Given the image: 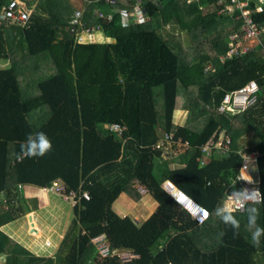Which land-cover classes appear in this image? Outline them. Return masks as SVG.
<instances>
[{
	"label": "trees",
	"instance_id": "16d2710c",
	"mask_svg": "<svg viewBox=\"0 0 264 264\" xmlns=\"http://www.w3.org/2000/svg\"><path fill=\"white\" fill-rule=\"evenodd\" d=\"M24 1L26 22L0 18L2 264H255L256 255L264 257V237L253 245L244 210L235 213L241 222L235 236L215 215L244 143L260 151L264 194V5L259 10L257 0L249 2L259 42L228 55V35L242 31L238 9L223 7L230 0H84L76 24L70 23L76 7L70 0ZM134 6L139 16L129 19ZM168 24L178 30L163 35ZM250 79L259 85L256 104L218 110L224 93ZM178 108L185 118L175 122ZM113 122L125 126L122 133L105 126ZM220 130L232 151L201 165L202 145ZM40 131L52 150L18 161L20 144ZM161 140L174 150L157 148ZM165 179L210 210L206 222L199 224L177 203ZM57 180L65 193L76 194L73 216L53 256H38L2 226L35 208L24 185L46 188ZM135 182L158 201L141 224L113 207L121 192L140 197ZM257 207L264 227V203ZM99 234L109 250L135 256H100L92 242Z\"/></svg>",
	"mask_w": 264,
	"mask_h": 264
},
{
	"label": "built area",
	"instance_id": "2783aa9c",
	"mask_svg": "<svg viewBox=\"0 0 264 264\" xmlns=\"http://www.w3.org/2000/svg\"><path fill=\"white\" fill-rule=\"evenodd\" d=\"M223 0H217L216 4L220 5ZM251 0H230L229 3L224 4V9L230 11L233 7L237 8L239 13L237 15L241 17L242 19V31L241 32H232L228 35V41L229 47L227 49V54L231 55L233 53H243L247 51V49L252 48L256 42H259V26L257 23L253 20L252 17V11L249 7V2ZM261 5H264V0H257L256 9H261ZM220 10V9H219ZM220 12V11H219ZM30 10L28 9L26 5V1L24 0H7L5 4L0 5V18H8L9 20H19L20 22H26L29 17ZM139 9L137 6H134L129 14H127L129 19H137L139 16ZM101 15V14H99ZM80 16V11L75 10L73 13V18L70 20L71 24H76L78 21V18ZM110 17V16H109ZM79 39V37H78ZM260 53L261 56L264 58V43H260ZM258 92H259V85L255 81V79H250L245 84L231 89L230 91H227L224 93L221 102L218 104L217 108L220 111H226V110H236V109H245L248 106L255 104L258 99ZM105 126L110 129L117 131L119 133H122L123 129L125 128L124 125L113 122L105 124ZM217 137H211L207 140V142L203 145L202 151L207 153L208 151L215 150L218 153H225L229 150L230 147V138L224 134L222 130L218 131L216 134ZM164 140H161L156 143L157 148H163L165 150H169L170 152L173 151V148H169L166 146V143H168V140H166L165 145L162 143ZM180 143V142H177ZM241 155L243 157V160L241 164L239 165L238 172L234 176H230V185L228 186V193L233 189L232 185L234 183H238L240 186L237 187V189L241 187H259V180L257 178H253L254 176H251L250 168L252 164L256 162V153L247 150L241 152ZM254 173V170H253ZM250 175L253 180L255 181V184H248L247 182L241 180L242 177ZM56 182L52 184L48 188V190H55V193L61 194L65 200L71 201L72 204L76 202V194L74 191H70L68 193L64 192V186L63 184H60L59 186H55ZM54 187V188H53ZM139 190L144 193L147 191V188L143 185H140ZM170 193L173 192H183L186 194L183 190L176 186L168 187L167 188ZM173 189V190H172ZM261 191V190H260ZM188 197H190L196 205H199V207L193 206L192 208H188L185 205H180L189 211L191 215L197 220L198 223L202 224L201 221L206 222V220L210 216V210L195 200L192 196L189 194H186ZM84 197H88L87 192L83 193ZM227 199V198H226ZM243 209L239 210L242 211ZM203 211H207L209 213V216L207 219H205L202 215ZM93 247L96 250V252L100 256H106V255H112L115 251L109 250L106 240L104 239V236L97 235L92 237ZM118 257L122 260H129L130 258L134 257L135 255L130 252H123V251H117L115 252ZM166 264H172L170 262H167Z\"/></svg>",
	"mask_w": 264,
	"mask_h": 264
},
{
	"label": "crops",
	"instance_id": "0c3cea01",
	"mask_svg": "<svg viewBox=\"0 0 264 264\" xmlns=\"http://www.w3.org/2000/svg\"><path fill=\"white\" fill-rule=\"evenodd\" d=\"M252 105H250V106H252ZM250 106H248V107H250ZM245 109H236V110H232L229 112L243 111ZM184 118H185V111L183 110V117L179 118V119H175V122H180L182 119L184 120ZM215 132L216 131H214L212 133L211 137L214 136ZM232 149L233 148H232V145L230 143L229 150L225 153H218L215 150L208 151L207 153L202 151V156L199 157V162L201 165H206L207 163H209V161L213 157H216V155H218V154H219V156H221V155L227 156L232 151ZM247 150H251V151L255 152L257 155L256 156V162L254 164H252V166L250 168V173H249L250 175L252 174L251 176H254L253 178H257L256 175H258V157L260 156V151L256 148H253L251 145H248L247 143L242 144L241 147H239L237 150V152L241 156V162L243 160L241 152L247 151ZM253 170H254V173H253ZM258 178H259V176H258ZM57 181H58V183L62 182L61 180H57ZM134 185L136 186L137 190L141 193L140 197L138 199H134L128 193L121 192V193H119L117 198L114 200L113 207H114V210L118 214H120L122 216L123 215H130L131 217H133L136 220V222L138 224H141L144 222L145 219H147L153 213V211L155 210V208L158 205V201L153 196L150 195L148 190H147V192L142 193L138 189V187L140 185H143V184H141L140 182H135ZM162 185L167 192H168V189H167L168 187L175 186V184L173 182H171L169 179H165L163 181ZM228 185H230V183H228ZM228 185H227V187H228ZM239 186L240 185L238 183H235V186H233V188H237ZM23 189L25 192V197L28 199H33L35 202V208L31 211L32 213L29 212L30 214H28V216H29V220L34 219L33 222L36 225L35 233H36V235H39L41 228H43L42 227L43 226V218L41 217L42 215L39 214V210L42 208H49L52 206L55 207L54 203H53V198L48 196V192L45 195V192L40 191V190L45 191V190H47L46 188H40V187H37L34 185H24ZM65 203H67V202H65ZM134 203L141 204V206H138ZM59 209H60L61 215H65L64 220L60 219V224L63 223V227H61L58 230V228H56L53 224H51V227H50V225H47L46 228H44V233H47V234L44 236L43 244L46 242H49L50 233H54V236H55L54 241L52 240V243L50 244L51 249L46 251L45 253L43 252V249L42 250L40 249V247L33 248V246H32V245H34L33 241H29L28 243H24V241H22V239H19L22 243L20 241H17L15 239V237L13 236V234H15V236H16L15 231H12V233L9 236L11 238H13L14 240H16L17 242H20L22 245H24L26 248H28L30 251H32V253H34L38 256H53V254L55 253V251L57 250V248L59 246V242L61 241L66 229H68L69 224H70L71 219H72V216H73V213H71V215L68 214L66 209H62V208H59ZM35 213H38V217L35 216ZM54 215H56V214H54ZM61 218H62V216H61ZM47 245L49 246V243ZM3 260H4V255L0 254V264L3 263Z\"/></svg>",
	"mask_w": 264,
	"mask_h": 264
},
{
	"label": "clouds",
	"instance_id": "9594fccd",
	"mask_svg": "<svg viewBox=\"0 0 264 264\" xmlns=\"http://www.w3.org/2000/svg\"><path fill=\"white\" fill-rule=\"evenodd\" d=\"M122 15L126 14L122 13ZM138 22L144 23L142 15L140 16ZM122 26L127 27L126 20L122 21ZM51 150L52 142L46 133L42 131L29 133L26 137L25 142H22L20 144V154L17 156V160L22 162L25 158L42 157ZM258 176L259 173L257 177ZM241 180L247 182L248 184H255V181L250 175L242 177ZM56 183H58V181H56ZM48 188L49 187H46V189ZM171 195L177 201V203H180L181 205H185L188 208H192L193 206L197 208L199 207V205H196L195 202L183 192L177 191L171 193ZM262 203H264V194L261 193L259 188H233L229 192L227 199L216 207L215 215L222 221V223L226 227H230L233 230V235L235 236L239 234L241 223L235 213L243 209L246 212L247 228L250 231L251 242L254 246H259L261 243V238L264 237V227L258 224V219L260 218L261 210L259 207H257V205ZM202 215L205 219H207L209 213L207 211H203ZM201 223H203V221H201ZM223 235V232L219 234L220 237H222Z\"/></svg>",
	"mask_w": 264,
	"mask_h": 264
},
{
	"label": "rangeland",
	"instance_id": "374dc122",
	"mask_svg": "<svg viewBox=\"0 0 264 264\" xmlns=\"http://www.w3.org/2000/svg\"><path fill=\"white\" fill-rule=\"evenodd\" d=\"M70 2L74 6H76L74 8V10H76L77 8L81 9L84 6V4H83L84 0H70ZM177 30H178V27L176 25L168 24L160 31L162 32L163 35H167L168 33H172V32H175ZM181 35H182L183 42L189 43V37H187L186 32L181 31ZM173 114H174L173 120L182 118L183 117V109H180V108L175 109ZM59 185H60V183H56L55 186H59ZM40 191L45 192V195L48 192V196L53 198V203L55 206V207L52 206L49 208H42L39 210V214H41L42 215L41 217L43 218V226H42L43 228H41V231L39 232L40 234L39 235H33L36 230L32 228L33 225H35V224H33L34 219L29 220L28 214H30V213L22 215L21 217L12 220V222H8V223L4 224L2 226V230L9 235L12 233V231H15L16 236H15V234H13V236L15 237V239L17 241H20L19 239H22V241H24V243H28L29 241H33V243H34V245H32L33 248L40 247V249L41 250L43 249V252L45 253L46 251L51 249L50 244L52 243V240L54 241L55 236H54V233H50L49 242H46L43 244L44 236L47 234V233H44V228H46L47 225H50V227H51V224H53L56 228H58V230L61 227H63V223L60 224V219L64 220L65 215H61L59 208L66 209L68 214L71 215L72 203L69 200H65L61 194L55 193L54 189L50 190V191L48 189L45 191H42V190H40ZM2 196H3V194H0V198H2ZM225 197L227 198V193H225ZM65 202H67V203H65ZM28 204L32 208L34 207V204L32 202H30L29 200H28ZM134 204L141 206V204H138V203H134ZM54 214H56V215H54ZM35 216L38 217V213H35ZM61 216H62V218H61ZM30 228H32V229H30ZM47 243H49V246L46 245ZM59 244H60V242H59ZM255 259H256L255 264H264V257L263 256L256 255Z\"/></svg>",
	"mask_w": 264,
	"mask_h": 264
},
{
	"label": "bare ground",
	"instance_id": "6f19581e",
	"mask_svg": "<svg viewBox=\"0 0 264 264\" xmlns=\"http://www.w3.org/2000/svg\"><path fill=\"white\" fill-rule=\"evenodd\" d=\"M173 190V189H172Z\"/></svg>",
	"mask_w": 264,
	"mask_h": 264
}]
</instances>
